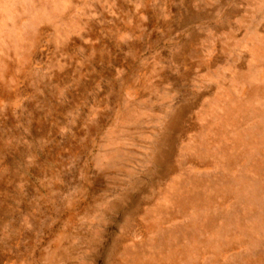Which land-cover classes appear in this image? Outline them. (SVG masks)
<instances>
[{"label": "rangeland", "instance_id": "rangeland-1", "mask_svg": "<svg viewBox=\"0 0 264 264\" xmlns=\"http://www.w3.org/2000/svg\"><path fill=\"white\" fill-rule=\"evenodd\" d=\"M0 264H264V0H0Z\"/></svg>", "mask_w": 264, "mask_h": 264}, {"label": "bare ground", "instance_id": "bare-ground-1", "mask_svg": "<svg viewBox=\"0 0 264 264\" xmlns=\"http://www.w3.org/2000/svg\"><path fill=\"white\" fill-rule=\"evenodd\" d=\"M132 202V201H131ZM128 205V204H127ZM126 206V205H125Z\"/></svg>", "mask_w": 264, "mask_h": 264}]
</instances>
